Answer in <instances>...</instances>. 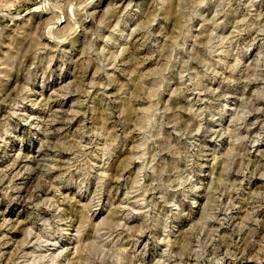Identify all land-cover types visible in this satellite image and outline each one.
I'll list each match as a JSON object with an SVG mask.
<instances>
[{"label":"rangeland","instance_id":"1","mask_svg":"<svg viewBox=\"0 0 264 264\" xmlns=\"http://www.w3.org/2000/svg\"><path fill=\"white\" fill-rule=\"evenodd\" d=\"M0 264H264V0H0Z\"/></svg>","mask_w":264,"mask_h":264}]
</instances>
